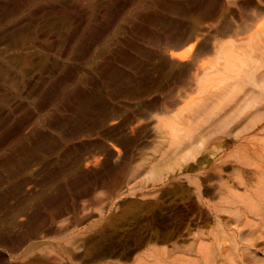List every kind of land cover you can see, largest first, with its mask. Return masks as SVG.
Here are the masks:
<instances>
[{"label": "rangeland", "instance_id": "obj_1", "mask_svg": "<svg viewBox=\"0 0 264 264\" xmlns=\"http://www.w3.org/2000/svg\"><path fill=\"white\" fill-rule=\"evenodd\" d=\"M260 24L264 0H0V264H264V202L233 204L264 129L226 132L247 89L167 165L176 115L180 137L264 57Z\"/></svg>", "mask_w": 264, "mask_h": 264}, {"label": "bare ground", "instance_id": "obj_2", "mask_svg": "<svg viewBox=\"0 0 264 264\" xmlns=\"http://www.w3.org/2000/svg\"><path fill=\"white\" fill-rule=\"evenodd\" d=\"M259 29L261 31L258 32H262L264 33V24H260ZM198 38V37H197ZM194 44H190L189 46L185 47L182 51L176 53L177 57L179 58H185L189 55V53L193 50L194 48ZM174 53V52H173ZM219 53V52H218ZM175 54V53H174ZM173 54V56H174ZM250 61H253L251 65L247 64V66H249V71H245L243 76H241V78L234 84H230L227 85V89H225L224 91L221 92H217L214 95H217L218 97H216V99L213 102V105L210 106L209 103H207L206 105H198L197 107H191L190 108V112H188L189 114L193 113V117H195L196 119L193 121V124L190 123V125L187 127L189 129H185L184 132L180 133V137L177 136L178 131H180V126L182 127L181 124V119H179L181 116L176 115L177 119L176 122H174V119H171L173 121L174 124L173 125V136H172V142L170 145V149H168V151L172 150L171 147L173 148V156H174V151L176 153V157L170 161L169 160V164H167L168 169H172V166L176 165L177 166H182L184 165L186 162L190 161V160H194L197 159V155L198 153L201 152V140L200 139V135L203 134L204 129L203 127L206 128L205 125H212L215 124L217 122H219V120H221L222 118H225V116L227 115V117H229V115L231 114L232 109L234 106L237 107V103L236 101L240 99L241 93L243 91V89H247L246 93H248L247 99H248V103H247V108L244 109L245 112L237 115L235 118L233 117L230 124L228 125L229 127L226 128V132H228L229 134H234L237 137L243 138L240 135V132L244 129L245 130H250V129H255V130H263L264 129V57L262 58H254L251 57ZM240 72V70H239ZM196 81L195 82H200L197 80V78H195ZM200 80V79H199ZM201 83V82H200ZM226 91V93H225ZM225 93V94H223ZM251 107V109H249V111H247V109ZM247 111V112H246ZM184 111H180L178 114L183 113ZM239 116V117H238ZM186 117V115H184L182 118ZM175 118V117H174ZM179 122V123H178ZM250 123V126H248V124ZM207 128H210L208 127ZM178 127V128H177ZM241 127H243L241 130H239ZM203 128V129H202ZM186 135V137H184ZM199 137V138H197ZM166 154L168 153L167 151H165ZM164 152V153H165ZM171 153V152H170ZM165 155H161V158H164ZM168 156V154H167ZM165 156V157H167ZM239 156V154H238ZM239 161V160H238ZM249 161V159H248ZM198 162V161H197ZM171 163V164H170ZM242 163V162H241ZM249 166L248 168V173L246 172L247 177L249 176L250 180H253L255 178V176H257V178L259 177L260 179H264L262 177H264V166H259V164L254 163L252 161H249L247 163H245ZM155 165V164H154ZM159 166V165H157ZM188 168L193 169L196 167V165L193 164H188ZM166 167V166H165ZM164 167V168H165ZM159 168V167H158ZM161 168V167H160ZM163 168V167H162ZM166 169V168H165ZM239 170V169H238ZM151 171V172H150ZM150 178L153 181H159L162 179L163 176H161V171L159 172L157 169H153L150 170ZM240 171V170H239ZM238 171V172H239ZM148 172V173H149ZM171 172V171H169ZM242 174H240L239 172V179H240V183L243 185L244 183V174L241 171ZM243 176V177H242ZM236 177V176H235ZM256 178V179H257ZM260 183H262L261 181H259ZM258 183V182H257ZM263 184V183H262ZM260 184V185H262ZM260 185H258L260 187ZM264 187V185H262ZM262 186L259 188H257V186L255 184H253L252 181H250V183L245 184V187L247 188V197L242 196L241 193H239L238 191L235 192L233 195L234 199L236 198L235 202H233V204L235 203L237 205V209H235V213L239 214V217L241 214V207L239 205H241L242 203L245 206V208H249L250 212L253 213V210H257V208L260 207V205L264 202V188H262ZM201 192V188H199V193ZM263 195V196H262ZM234 204V205H235ZM244 207V206H243ZM263 211L262 209L259 212ZM245 212V211H244ZM234 213V212H233ZM237 217V216H236ZM238 219V218H237ZM236 219V221H237ZM240 219V218H239ZM238 219V220H239ZM238 222V221H237ZM241 222V220H240ZM252 225V224H251ZM253 226V225H252ZM261 226H263L261 224ZM254 228V227H253ZM251 228V229H253ZM262 228V234L264 237V227H260ZM253 231V230H251ZM253 233V232H252Z\"/></svg>", "mask_w": 264, "mask_h": 264}]
</instances>
